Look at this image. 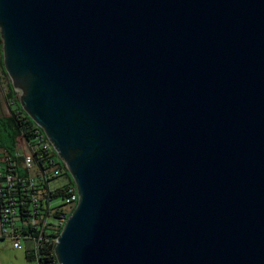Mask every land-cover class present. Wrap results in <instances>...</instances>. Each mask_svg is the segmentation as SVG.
Wrapping results in <instances>:
<instances>
[{"label": "water", "instance_id": "obj_1", "mask_svg": "<svg viewBox=\"0 0 264 264\" xmlns=\"http://www.w3.org/2000/svg\"><path fill=\"white\" fill-rule=\"evenodd\" d=\"M0 41L77 191L58 264H264V0H0Z\"/></svg>", "mask_w": 264, "mask_h": 264}, {"label": "trees", "instance_id": "obj_2", "mask_svg": "<svg viewBox=\"0 0 264 264\" xmlns=\"http://www.w3.org/2000/svg\"><path fill=\"white\" fill-rule=\"evenodd\" d=\"M8 90L16 95L10 80ZM13 103L15 108L9 106L8 115L2 114L0 110V207L14 201L16 214L13 217L17 221L11 227L13 233L20 235L26 243L25 258L38 264H55L54 240L61 227L54 229V226L64 213L62 206L68 184L51 188L52 180L57 178L51 176V168L59 165L64 167L66 173V167L58 160L55 152L46 153L41 147V141L46 137L42 129L23 112L17 97ZM20 138L32 150L33 172L23 165L24 157L17 150ZM8 174L14 178L11 184L5 182V175ZM68 182H71L70 178ZM56 200H60L59 203ZM33 218L35 222H32Z\"/></svg>", "mask_w": 264, "mask_h": 264}, {"label": "built area", "instance_id": "obj_3", "mask_svg": "<svg viewBox=\"0 0 264 264\" xmlns=\"http://www.w3.org/2000/svg\"><path fill=\"white\" fill-rule=\"evenodd\" d=\"M22 140H23V138H22ZM23 142H24V145H25V148H26L27 151L26 152H25V150L23 151V149H21L20 147H18L17 150L24 157V160L22 162L23 165L27 169H29L30 172L31 171L33 172V171H35V167H34V163H33L32 150L26 145V142L24 140H23ZM40 145H41V147L44 149V151L46 153H50L51 151L55 152L52 144L49 142V140L47 138L45 140L41 141ZM58 160L61 163H63L59 159V157H58ZM64 173H65L64 167H61L59 165H55L54 167L51 168V176H57L58 177V176H60V175H62ZM13 180H14V178H13V176L11 174L5 175V182L7 184H11ZM65 184H68V186H67L68 192H67V196L63 200L64 205L62 206V209H63L64 213L57 220L56 226H54V229H58L59 227L62 228V225L64 224V221L67 218L66 214L68 212H70L71 210H73V208L76 205L77 198H78L77 191L75 189L74 183L71 181V182H67ZM0 187H1V183H0ZM30 213L33 214L34 212H30ZM15 214L16 213H15V207H14V201L13 200L11 202H9V203H6L5 206L0 207V235L3 238H6L8 236L13 241V247L18 248L20 246L19 240L20 239L23 240V238L20 235H15L13 233V228L11 226L17 221V218L13 217V215H15ZM41 217L42 216H40V218ZM34 219L35 218L32 219V222H35ZM56 239H57V237H56ZM56 239L54 240L55 243H56ZM25 247H26V243H25ZM55 264H58L57 261H56Z\"/></svg>", "mask_w": 264, "mask_h": 264}, {"label": "rangeland", "instance_id": "obj_4", "mask_svg": "<svg viewBox=\"0 0 264 264\" xmlns=\"http://www.w3.org/2000/svg\"><path fill=\"white\" fill-rule=\"evenodd\" d=\"M15 97H18V91H16ZM3 104V105H2ZM9 106L1 95L0 101V110L4 115L9 114ZM20 144L18 147L27 151L24 145L22 138H20ZM67 171V170H66ZM71 179L69 173H64L58 176L56 179L52 180L51 187H59L63 184L67 183ZM72 181V179H71ZM60 200H56L55 202L59 203ZM20 246L18 248L13 247V241L7 236L5 239L0 241V264H38L36 261H30L25 258V242L20 239Z\"/></svg>", "mask_w": 264, "mask_h": 264}, {"label": "crops", "instance_id": "obj_5", "mask_svg": "<svg viewBox=\"0 0 264 264\" xmlns=\"http://www.w3.org/2000/svg\"><path fill=\"white\" fill-rule=\"evenodd\" d=\"M2 67H3L2 66V58H1V54H0V101H1V95H2L3 98H4V100H6V102L8 104H10V106L12 108H15L14 103H13V99L16 100V97H15V94L13 92H11V91L8 90V87H9V79L4 74ZM3 239L4 238L0 235V241H2Z\"/></svg>", "mask_w": 264, "mask_h": 264}, {"label": "clouds", "instance_id": "obj_6", "mask_svg": "<svg viewBox=\"0 0 264 264\" xmlns=\"http://www.w3.org/2000/svg\"><path fill=\"white\" fill-rule=\"evenodd\" d=\"M67 170V169H66Z\"/></svg>", "mask_w": 264, "mask_h": 264}]
</instances>
